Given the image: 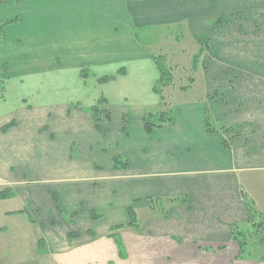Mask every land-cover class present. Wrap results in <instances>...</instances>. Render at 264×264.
<instances>
[{"label": "crops", "instance_id": "obj_1", "mask_svg": "<svg viewBox=\"0 0 264 264\" xmlns=\"http://www.w3.org/2000/svg\"><path fill=\"white\" fill-rule=\"evenodd\" d=\"M64 1L61 35L52 41L70 51L79 49L72 23L86 14L83 2L94 9L113 2L128 12L133 47L138 27L188 18L194 29L193 18L204 24L210 8L229 0ZM107 49L83 65L104 66L100 50ZM120 56L129 67L106 74L108 81L130 85L117 86L116 96L44 101L36 91L8 104L0 87V264H257L239 257L233 236L264 211V77L227 103L208 96L206 74L194 76L203 95L195 85L174 88L173 119L148 130L147 115L167 108L155 89L158 70L143 71L145 59L153 62L144 51ZM99 98L109 119L96 123L90 107ZM118 157L127 165L117 167ZM5 191L11 195L1 197Z\"/></svg>", "mask_w": 264, "mask_h": 264}, {"label": "rangeland", "instance_id": "obj_2", "mask_svg": "<svg viewBox=\"0 0 264 264\" xmlns=\"http://www.w3.org/2000/svg\"><path fill=\"white\" fill-rule=\"evenodd\" d=\"M61 4L68 5L61 0L0 3V25L7 23L5 28L0 26V87L7 91L5 101L8 104L15 94L36 91L44 101L66 98L76 101L78 98L86 103V99L108 91L113 92L111 96H116L114 90L118 89L117 86H129L130 83L111 84L108 80L99 82L97 79L106 74L125 73L129 66L120 54L128 53L130 49L138 51L140 55L144 51L153 58V62L150 58L145 59L147 67L143 66V71L147 69L146 74H150L149 67L153 64L158 70L155 89L167 108L160 113L147 115L146 120L149 124L151 122V129L154 126L161 127L173 119L172 114L167 112L170 111L174 88L187 90L195 85L198 91L196 96L203 95L206 88H203L202 80L195 82L194 76L206 74L208 96L227 103L235 99V90L248 92L246 87L251 84L252 78L255 82L260 80L258 75L264 77V0H229L220 3L221 7L210 8L211 17L208 22L199 24L198 19L193 18L194 29L189 28L188 18L169 26L138 27L135 34L138 44L133 47V42L127 41L131 39L130 32L134 30L128 12L121 7L116 10L120 5L113 2L98 4L96 10L90 3L83 2L81 4L86 14L81 15L78 26L72 23L75 28L72 36L78 31L73 38H80L79 49L70 51L61 48V41L59 44L52 41L61 35L57 14L61 11ZM79 6L80 2L76 8ZM106 13L108 16L105 18ZM193 15L197 14L194 12ZM92 37L97 40L85 43ZM113 37L119 39L109 41ZM104 47L108 48L100 50L108 58L104 66L83 65L93 60L90 53ZM69 52L75 57H65ZM159 64L165 69L162 81ZM78 93L80 97H77ZM140 95L148 96L143 92ZM153 96L158 97L155 94ZM36 100L40 99L27 98L30 102ZM99 102L102 107L105 101L99 98ZM106 118L109 119V114L101 108L98 122L95 117L94 120L101 123ZM235 234L256 255L257 264H264V260L260 259L264 252V215L238 226Z\"/></svg>", "mask_w": 264, "mask_h": 264}, {"label": "trees", "instance_id": "obj_3", "mask_svg": "<svg viewBox=\"0 0 264 264\" xmlns=\"http://www.w3.org/2000/svg\"><path fill=\"white\" fill-rule=\"evenodd\" d=\"M12 1H24V0H0V3L1 2H12ZM7 23H2L0 26H5ZM158 68H159V73L161 75V78H160V81L163 80V78L165 77V69L163 67L162 64H159L158 65ZM111 75L110 76H103L100 78L101 81H105V80H109L111 79ZM91 111L92 113L94 114V117L96 119V121L98 122L99 120V114L101 112V106H100V102L99 103H96L95 105H93L91 107ZM148 130H152L150 127L148 128ZM115 163H116V166L117 167H120V165H127V162L125 160H123V158L121 157H118L115 159ZM11 195V193H8L7 191L1 193V197H9ZM154 206V205H153ZM261 215H264V211L262 213H259V212H255L253 213V219L254 218H257L258 216L260 217ZM130 219H131V223L130 225L135 228V229H138L139 225H138V221H137V218H136V214L133 210V208H130ZM238 227L235 228V231ZM234 241L237 243L239 249H240V254H239V257L241 258H256V255L248 249V246H247V243L246 242H242V241H239V237L237 236V234H235L234 232ZM118 244L121 246L122 245V242L121 240H117ZM247 247V248H246ZM257 259V258H256ZM260 259L261 260H264V252H262V255H260Z\"/></svg>", "mask_w": 264, "mask_h": 264}]
</instances>
